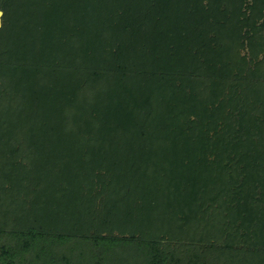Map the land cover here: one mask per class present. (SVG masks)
I'll list each match as a JSON object with an SVG mask.
<instances>
[{"label":"trees","instance_id":"1","mask_svg":"<svg viewBox=\"0 0 264 264\" xmlns=\"http://www.w3.org/2000/svg\"><path fill=\"white\" fill-rule=\"evenodd\" d=\"M0 11V264H54L44 241L35 261L22 256L54 236L86 242L83 264L255 263L264 0H0ZM188 225L197 238L181 262L163 245ZM6 230L26 244L4 243Z\"/></svg>","mask_w":264,"mask_h":264},{"label":"rangeland","instance_id":"2","mask_svg":"<svg viewBox=\"0 0 264 264\" xmlns=\"http://www.w3.org/2000/svg\"><path fill=\"white\" fill-rule=\"evenodd\" d=\"M3 14H4V12H3ZM3 14L0 15V26L2 25ZM244 52L246 53L248 51L244 50ZM8 75H9L8 73H6L4 76L0 75V92L4 91V93L0 94V104H6V103L8 104L9 103V98L5 97L6 94L8 93V87L6 85L7 79H8ZM26 86L27 87L25 88V92H26V90L28 88L27 83H26ZM11 90L13 92L14 91L16 92V90H13V89H11ZM16 93H17V95H15L14 98H16L19 101L27 103L28 100H27L26 97H24V95H25L24 93L23 94L20 93V92H16ZM7 106L9 107V104ZM87 137H88L87 135H84L83 140H85V138H87ZM24 183L28 184L29 181H26ZM32 184H33V182H32ZM1 196L2 195L0 194V198H1ZM30 197H31V199H33V195L32 194L30 195ZM52 206H54L55 209L57 207L55 204L50 203V208H49L50 211L52 209L51 208ZM99 209H100V207L98 208V210ZM42 224L43 223H40V225H42ZM2 225L3 224L0 221V230L3 229ZM115 226H117V227H115ZM185 229L186 230H184V232L181 234V237H179L180 241H179V239L170 240V238H166L167 241L170 240L169 245H166V244L163 245V247H166L168 249V251H170L174 255L175 259H177L176 257H180L181 262H184L186 257H188V253L186 251V248H189L191 246V245H189L190 241H193L194 239L197 238V236L194 233V228L192 229V226L190 227V225H188ZM157 230L158 229H155V231H157ZM113 231H114L113 232L114 235L122 236V234H123V232L120 230L119 223L114 225ZM45 232H46V230H43V233H45ZM109 233H110V231L107 234H109ZM174 233L177 234V231H175ZM262 234H263V236H262ZM2 235H3L2 236L3 237L2 240H3L4 243H6V240L9 239V241L11 242V245L15 244V246L17 245V246L21 247V245L23 246V244H26L24 241H26L25 239L27 237L24 236V235H20L21 237H20L19 240H16L15 237L13 238V235L11 234V232L9 230H6L4 232V234H2ZM43 235H46V234H43ZM258 235L262 236V239L264 240V231L263 232L260 231L258 233ZM198 237L206 239L205 241H202L201 244H198V245H201V246L204 245V244L205 245H210V244L207 243L208 242L207 239L210 236L206 235L205 232H202L200 230L199 233H198ZM36 239H37V237L33 240L34 241L33 249H31V247H30L29 251H23L22 252V256L24 258L31 259V261H35L36 260V256L38 254L37 253V249H35V245L39 244V241H44V243H42V244L46 245V250H48V253L51 252L50 254L53 255L50 258L51 261H53L56 258V260L54 261V264H83L82 262H79L80 259L77 257L80 249L83 250V251L87 250L86 248L88 247V244L86 245V242H83V240L81 241L80 239H76L74 236L73 237L71 236L70 240L67 237L65 239L64 238L61 239L58 236H54V237H51V238L47 237L45 239L43 237H40L39 239H37V240ZM167 241H165V242H167ZM220 241H221V239H220ZM220 241L218 240L219 244H221L223 242L225 243V240L222 241V242H220ZM234 243H236L238 245V243L236 242V239H235ZM240 243H242V242H240ZM118 245H119V247H121L120 244H118ZM118 245L112 246L113 251H110L112 257H115V256H117L120 253V249H119ZM238 246L241 247V244H239ZM248 246L249 245L246 244L245 242L242 243V247H244L245 249H248L247 248ZM52 249H53V251H52ZM248 251L251 253V251H255V250H252V249L249 248ZM231 252H232V250H231ZM253 255H255V258H256L255 259L256 261H255L254 264H264V243L263 244L261 243V245L258 246V252L256 251L255 253H253ZM107 257L108 256H106V258ZM42 260H44V257L42 258ZM105 263L108 264V261L105 262ZM113 263L114 264H119L116 261L113 262ZM40 264H41V261H40Z\"/></svg>","mask_w":264,"mask_h":264},{"label":"water","instance_id":"3","mask_svg":"<svg viewBox=\"0 0 264 264\" xmlns=\"http://www.w3.org/2000/svg\"><path fill=\"white\" fill-rule=\"evenodd\" d=\"M3 14V12L2 11H0V15H2Z\"/></svg>","mask_w":264,"mask_h":264}]
</instances>
